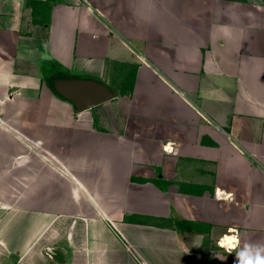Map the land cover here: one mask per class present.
<instances>
[{"label": "crops", "instance_id": "1", "mask_svg": "<svg viewBox=\"0 0 264 264\" xmlns=\"http://www.w3.org/2000/svg\"><path fill=\"white\" fill-rule=\"evenodd\" d=\"M109 67L100 125L46 83ZM0 197L18 264H235L230 228L264 241V0H0Z\"/></svg>", "mask_w": 264, "mask_h": 264}, {"label": "rangeland", "instance_id": "2", "mask_svg": "<svg viewBox=\"0 0 264 264\" xmlns=\"http://www.w3.org/2000/svg\"><path fill=\"white\" fill-rule=\"evenodd\" d=\"M55 66V65H54ZM49 67L50 66H47V65H44L41 67L40 70H43V71H49ZM55 69V67H54ZM57 70V69H56ZM122 70H123V73H127V72H131L133 71V68H128L125 70L124 69H121L119 68V73L118 70H117V67L116 68H112V67H109V69H107V73L105 74H100L98 72H82L81 74H75V73H69V76H79V77H91V78H94V79H97L99 81H101L102 83H104L105 85H107V87L111 90H113L116 95H122L125 90H127V88L129 87L130 85V80H131V77L130 76H127L126 78L123 77L121 74H122ZM121 71V72H120ZM81 75V76H80ZM123 79H126V82H123ZM121 100H126V99H121ZM120 100V101H121ZM115 105V104H114ZM113 103H111V106H114ZM117 106V105H115ZM124 107H127L126 105H124ZM85 112V111H84ZM91 116H92V122L96 125H100L102 123H104L105 121V114L103 113V111H101L100 107L99 108H96V109H92L91 111H89ZM88 113H86V119L88 120L89 118V115ZM139 181H143V180H139ZM144 182H147V181H144ZM2 197H0L1 199ZM143 196H140L139 197V204H135L134 202L132 204H126L127 206H130V207H134V208H144V207H148L147 206V203L143 200ZM136 205V206H135ZM157 209V208H155ZM10 219H19V213L18 214H14L13 212H4V211H0V264H18V258H17V255L19 254L16 250V247H18L19 245H16L14 243V241H18V239H14L13 241L11 242H8L6 243V247L3 243V241L7 238V236H9L10 234L15 238L16 236L19 238V235H20V230H19V227L16 226L15 223H10V222H18L17 221H10ZM11 248V253H8L9 252V248ZM206 247V242H204L201 250L199 252H201L202 250H204V248ZM8 249V250H7ZM6 250V251H5ZM9 254H12V259H10L8 256Z\"/></svg>", "mask_w": 264, "mask_h": 264}, {"label": "water", "instance_id": "3", "mask_svg": "<svg viewBox=\"0 0 264 264\" xmlns=\"http://www.w3.org/2000/svg\"><path fill=\"white\" fill-rule=\"evenodd\" d=\"M55 92L66 98L77 113L91 110L114 99L116 93L101 82L88 78H57L52 83ZM184 246L190 252L198 251L204 236L197 233L184 232ZM47 254L60 260L57 250L47 249Z\"/></svg>", "mask_w": 264, "mask_h": 264}, {"label": "clouds", "instance_id": "4", "mask_svg": "<svg viewBox=\"0 0 264 264\" xmlns=\"http://www.w3.org/2000/svg\"><path fill=\"white\" fill-rule=\"evenodd\" d=\"M164 151L172 154L171 142L164 146ZM217 199H220L221 189L217 188ZM231 195V194H229ZM229 233L224 234L217 241L219 247L224 248L229 254L235 252V264H264V241H245L241 246L239 232L230 228Z\"/></svg>", "mask_w": 264, "mask_h": 264}, {"label": "trees", "instance_id": "5", "mask_svg": "<svg viewBox=\"0 0 264 264\" xmlns=\"http://www.w3.org/2000/svg\"><path fill=\"white\" fill-rule=\"evenodd\" d=\"M81 76V75H80ZM125 76L127 77V76H130L131 77V81H132V79H133V71H131L130 73L129 72H127V73H125ZM57 78H88V79H92V80H97V79H94V78H91V77H79V76H69V74L68 73H62V72H58V73H54L52 76H50L48 79L46 78V83H47V85H48V87L60 98V99H62V100H64V101H67V102H69L66 98H64L63 96H61L60 94H58L57 92H55L54 91V89H53V85H52V83H53V81L55 80V79H57ZM97 81H99V80H97ZM99 82H101V81H99ZM102 83V82H101ZM103 85H105L104 83H102ZM131 85H132V82H131ZM106 87H107V85H105ZM108 88V87H107ZM131 92V86H130V88L128 87L127 88V90H125V93L126 94H129ZM124 93V94H125ZM165 184V183H164ZM203 192V188H200V192L199 193H202Z\"/></svg>", "mask_w": 264, "mask_h": 264}]
</instances>
